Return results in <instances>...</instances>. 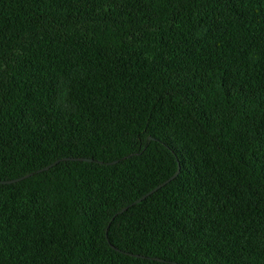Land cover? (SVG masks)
Instances as JSON below:
<instances>
[{
  "label": "trees",
  "instance_id": "trees-1",
  "mask_svg": "<svg viewBox=\"0 0 264 264\" xmlns=\"http://www.w3.org/2000/svg\"><path fill=\"white\" fill-rule=\"evenodd\" d=\"M0 264H264V0H0Z\"/></svg>",
  "mask_w": 264,
  "mask_h": 264
},
{
  "label": "water",
  "instance_id": "water-1",
  "mask_svg": "<svg viewBox=\"0 0 264 264\" xmlns=\"http://www.w3.org/2000/svg\"><path fill=\"white\" fill-rule=\"evenodd\" d=\"M85 161H90V160H85ZM47 169V168H46ZM178 174V172H176L172 177H170L169 180H171L172 178L176 177V175ZM26 177V176H25ZM25 177H21L19 179H12V180H8V181H4L3 183H9V182H18L20 181L21 179L25 178ZM169 180H166L164 181L162 184L158 185L155 189H153L150 193H148L147 195H144L142 198H139L138 200L135 201V203H138L141 199L143 198H146L147 196H149L151 193L155 192L157 189H159L160 187H162V185H164L167 181Z\"/></svg>",
  "mask_w": 264,
  "mask_h": 264
}]
</instances>
